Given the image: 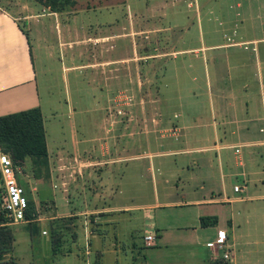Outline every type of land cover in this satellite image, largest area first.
I'll return each instance as SVG.
<instances>
[{
	"label": "crops",
	"instance_id": "obj_1",
	"mask_svg": "<svg viewBox=\"0 0 264 264\" xmlns=\"http://www.w3.org/2000/svg\"><path fill=\"white\" fill-rule=\"evenodd\" d=\"M128 1L113 0V3L120 6L128 4ZM113 3L102 0L96 7L81 11L89 13L93 10H109ZM3 4L0 1V117L39 108L46 128L47 117L44 115L39 91L32 41L42 49L44 46L41 39H47L52 29L56 31V39H61L59 47L64 46V40L68 39L69 34V39H75V36L86 39L87 43L81 45L88 52L93 54V50L97 48L104 55L103 48L109 44L110 39L117 38L119 41L125 33H110L109 27L101 26L118 20L116 17L104 23L102 18L82 15L84 13L76 14L71 19L66 18L64 13L55 12L31 15L26 12V5L20 6L11 1L10 5L15 10L12 12V9L5 7L9 3ZM27 4L46 12L35 2L30 3L29 0ZM137 6L134 18L151 23L152 17H158L159 21L166 24L164 31L168 35L174 34L176 30H181L183 35L190 33L196 19L197 29L204 37L203 23L207 22L210 35L211 24L217 21L216 44L166 52L169 60L165 69L174 72L169 85L178 90L176 99L181 104V112L175 117L180 118L179 124L185 138L177 149H170L172 152L167 150L163 155L156 150L160 145L155 150L150 147L144 156L142 149H135L134 146L132 150L130 145L126 148L124 141L120 147L105 142L96 147L92 144L90 153L92 157L96 156L95 159L86 161L84 173L79 170L78 175L71 180L76 192L81 187L86 189L81 194L84 198L82 205L71 203L73 197L76 200L79 194L72 196L70 200L71 188L68 190L66 186L67 172L61 169L55 171L58 182L56 181L57 187L54 189H60L61 195L58 197L59 203H54L56 209L63 214L52 219L74 217L79 223L83 222L87 264H102L105 253L118 252L120 243L116 228L120 223L130 222L137 212L143 213L146 222L144 232L155 233L156 246L148 249L159 248L142 263L134 258L137 264H264V241L260 243L256 238L252 239L253 236L249 233L250 220L256 215L252 213L259 211L253 205L258 203L261 210L264 209V0H139ZM65 18L69 19L66 20L68 24L82 20L85 23L84 31L81 33L78 30L74 35L70 26L63 25ZM98 27L100 30H97ZM147 28L148 31H144L145 27L140 29L139 34L156 31L151 27ZM167 38L171 39L170 36ZM93 43H97L96 48ZM167 45L169 46L168 40ZM209 51H217V56L211 57L212 71L209 62H203L201 67L194 66L192 61L187 63L190 56L205 60V52ZM108 52L109 48L106 49V53ZM102 62L91 60L73 68L94 72L99 66L103 67V64H111L109 61ZM100 92H103V88ZM69 97L66 102L74 103L71 93ZM201 97L204 102L200 100ZM163 101L167 103L169 98L165 97ZM57 102L62 103L60 100ZM202 103L210 106L209 121H204L203 114L199 111ZM102 130L105 135L107 131L104 128ZM149 137L153 138L152 134ZM151 140L153 139H149ZM95 151L99 153L94 155ZM112 154H116V158ZM173 156L187 158L181 160L180 165L175 163V169L165 173L166 178L169 173L173 175L176 171L178 181L184 184L181 201L174 199L173 188L170 191L163 190V195L158 190L159 184L164 188L168 184L162 176L161 164L163 161L167 164L168 161L164 159ZM171 163L174 166L173 161ZM143 164V170L151 175L154 185V203L128 201L127 206H124L125 203L120 206L127 193L139 192L143 180L147 182L142 170H139ZM28 167L29 165L22 167L25 178L19 179V183L24 184L21 186L25 194L29 189L28 182L30 192L38 190L41 193V187L47 185V178L34 176L35 183L32 180L27 182L25 179L28 177ZM114 168L117 169L116 172ZM132 172L133 176H128ZM179 175L184 176V179ZM111 181L115 182L116 188L109 193ZM239 181L242 185L236 183ZM107 182L110 184L105 192L103 185ZM227 183H233L231 192ZM235 186L243 188V192L236 193ZM113 196L120 199V202L117 201L119 204H108L106 199ZM239 204H244V208H236ZM158 212L166 213L167 218L172 215L173 222L161 224ZM120 215L130 218H121ZM201 218L213 220L208 227H202ZM151 220L155 224L147 226V222ZM41 221L36 220L38 223ZM74 225L78 230L76 223ZM263 227L257 225L255 230H262ZM219 231H226L230 242L235 246L231 262L223 261L207 246L209 242L216 240ZM76 237L77 241L79 236ZM92 257L95 259H91Z\"/></svg>",
	"mask_w": 264,
	"mask_h": 264
},
{
	"label": "rangeland",
	"instance_id": "obj_2",
	"mask_svg": "<svg viewBox=\"0 0 264 264\" xmlns=\"http://www.w3.org/2000/svg\"><path fill=\"white\" fill-rule=\"evenodd\" d=\"M0 1L4 4L9 3V6L5 5V7L12 9V12H15V10L10 5L11 1L18 3L20 6L26 5L29 9L26 8L25 10L31 15L52 13V9H48L50 7L47 6L51 5L50 0H42V4L30 0V3L32 1L41 5L46 12L31 7L27 4L29 0ZM110 1L113 3V0ZM101 2L102 0H56L54 7H56V10L62 11L61 13H64L66 18L71 19L76 14L84 13L81 10L91 9V7H96ZM127 3L120 6L113 3L109 10H93L82 14L102 18L104 23L107 20H113L112 18L115 17L118 19L109 25H101L109 27L110 33H125L124 37H120L123 39H119V41L117 38L110 39L109 44L106 43L107 45L103 48L104 55L99 52L100 49L96 48L97 43H93L96 49L93 50L92 54L88 52L86 47L81 45L87 43L86 39L79 36H75V39H69V34L68 39L64 40V46L59 47L61 39H56V31H52V29L47 35V39H41L44 46L42 49L38 48L35 43L33 44V41L31 43L34 48V63L38 72L39 91L43 100L44 115L47 117L45 131L47 130L46 138L49 148L48 166L38 167L29 163L26 170L28 177L25 180L27 182L32 180L35 183L34 176H41L45 173L47 185L41 187V193H38V190H34L33 193L29 191L30 183L28 182L29 189L26 190V196L36 208L32 221L0 227V254L2 253L4 260L14 259L18 264H87V257L84 254L86 241L84 229L82 228L83 222L79 223L74 217L52 219L62 216L54 203V201L59 203L58 197L61 195L60 189H54L57 187L55 171L61 169L67 172L68 181L66 186L68 190L71 188L70 200H72V196L79 194L76 200L73 197L71 203L82 205L84 198L81 197V194H84L86 189L81 187L76 192V189H73L75 185H72L71 180L78 175L79 170V172L84 173L86 161L95 159L96 156L92 157L90 153L93 147L92 144H95L96 147L98 144L105 142L120 147L124 141L126 148L130 145L134 150V146H136L135 149H142L141 153L144 156L146 155L145 151H149L150 147L155 150L156 146L160 145L156 150L163 155L167 150L170 152L177 149L185 138L184 131L180 128V118L175 117L181 112V104L176 99L178 90L169 85L174 72L171 69L169 71L165 69L169 60L166 52L173 49H193L200 48L202 45L216 44L217 21L211 24L212 32L210 35L207 31V22L203 23L204 37L197 29L196 19L190 33L186 34V32V35H183L181 30H176L174 34L168 35L164 31L166 24L164 21H159L158 17H152L153 21L151 23L134 18L139 0H129ZM66 18L65 21H68L69 19ZM67 21L63 25L65 27L70 26L74 35L78 30L80 32L84 31L83 25L85 23L82 20L69 24ZM52 24L54 26V23ZM99 27L97 30H100ZM144 27L146 28L144 31H148L149 28L147 27H151L152 30L156 29V31L139 34L140 29L143 30ZM95 28L94 31H96ZM86 31L89 32L90 30L86 29ZM167 36H170L171 39H168ZM71 42L73 43L71 44ZM108 48L109 52L106 53ZM247 53H250V51H247ZM215 56H217V51H209L205 52V60L194 59L193 56H190L191 59L189 60L187 57L186 59L188 60L187 63L192 61L194 66L197 67L203 66V62H209L212 71L213 62L211 57ZM116 59H120V61ZM91 60L101 63H103L102 61H109L111 64H103V67L99 66V69L94 72L73 68L84 65ZM102 88L103 92L101 93ZM70 93L74 99L72 104L66 102L70 99ZM159 97L162 99L159 100ZM165 97L169 98L167 103L163 101ZM58 100L62 103H58ZM200 100L204 102V98L201 97ZM199 111L203 114V120L209 121L210 106L202 103ZM103 128L109 135H106L107 132L104 135ZM124 132L125 135L123 136ZM139 134H142V136H139ZM151 134L153 138L149 137ZM149 139L153 140L149 141ZM98 153V151H95L94 155ZM112 157L116 158V154L115 156L112 154ZM183 159H185V156L165 158L164 160L168 163L164 164L163 161L162 168H160L162 169L164 181H168L166 188L159 184L160 194L163 195L164 191H170L173 188L174 199L177 201L182 200L184 194L182 186L184 184L178 181L176 171L173 175L169 173L166 178L165 173L174 170L175 163L180 165ZM74 160L78 161L74 162ZM172 161L174 166H172ZM19 168L22 171V167ZM143 169L144 164L139 170H142L141 173L147 179V182L143 180L140 184V191L134 193L130 191L122 202L113 196L111 199H106L108 204L117 203V201L120 202V204L117 203L120 206L122 203L127 206L128 201L129 203L135 201L140 204L154 203L155 194L151 175ZM114 171L116 172L117 169L114 168ZM137 175H139V172ZM128 176L132 177L133 172L129 173ZM179 176L184 179V176ZM24 178L23 174H19V179L24 180ZM236 183L242 185L240 181ZM109 184L110 182H107L103 185L105 192ZM227 184L231 192L233 183ZM21 185L24 184L21 183ZM177 186L178 189H176ZM115 188V182H112L109 193ZM136 188L139 189V186H136ZM243 205L239 204L236 208L243 209ZM254 206L259 211L258 213H252L256 215L250 220L251 230L249 233L253 236L252 239L256 238L257 241L262 243L264 241V227L262 230L255 229L257 225L264 226V209L261 210L258 203ZM158 215V221L163 225L173 222L172 215H168V218L165 217L166 213L164 212L160 214L158 212ZM120 217L130 218L124 215H120ZM38 219L42 220L41 223L35 222ZM75 223L78 230L75 228ZM145 223L142 212H137L135 217L130 219V222L120 223L116 228L120 248H118L116 254L105 253L102 264H137L134 258L142 263L145 258H150L156 253L159 248L148 249L149 247L143 244L146 234L144 232L146 229ZM154 224L155 222L151 220L146 225ZM241 225H243V222H241ZM76 234L79 236L77 241L75 240L77 238ZM107 240L111 239L107 238ZM91 259H95V257ZM262 261L264 262V257Z\"/></svg>",
	"mask_w": 264,
	"mask_h": 264
},
{
	"label": "trees",
	"instance_id": "obj_3",
	"mask_svg": "<svg viewBox=\"0 0 264 264\" xmlns=\"http://www.w3.org/2000/svg\"><path fill=\"white\" fill-rule=\"evenodd\" d=\"M34 1L42 2V0ZM50 1L51 5H47L50 7L49 9H52V12L61 13L62 11L56 10L54 7L56 0ZM0 151L8 154L16 167H23L29 163L38 167L48 166V144L44 118L39 108L0 117ZM38 177H46V174ZM35 212L36 208L29 200L27 219L32 220ZM212 220L211 218H201L202 227H208ZM31 231L33 232L32 229ZM0 264H18V262L14 259L4 260L1 253Z\"/></svg>",
	"mask_w": 264,
	"mask_h": 264
},
{
	"label": "built area",
	"instance_id": "obj_4",
	"mask_svg": "<svg viewBox=\"0 0 264 264\" xmlns=\"http://www.w3.org/2000/svg\"><path fill=\"white\" fill-rule=\"evenodd\" d=\"M19 174H22L21 169L14 165L8 154L0 151V227L32 221L27 219L29 199L19 183ZM234 191L241 193L243 188L235 186ZM144 242L148 247L156 246L155 233L152 231L146 234ZM207 246L223 261H232L235 246L230 242L226 231H219L216 240L209 242Z\"/></svg>",
	"mask_w": 264,
	"mask_h": 264
}]
</instances>
